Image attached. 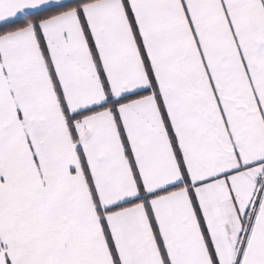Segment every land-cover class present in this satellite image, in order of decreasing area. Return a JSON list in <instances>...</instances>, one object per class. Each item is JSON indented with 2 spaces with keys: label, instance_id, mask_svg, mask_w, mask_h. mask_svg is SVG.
I'll return each instance as SVG.
<instances>
[{
  "label": "snow or ice",
  "instance_id": "1",
  "mask_svg": "<svg viewBox=\"0 0 264 264\" xmlns=\"http://www.w3.org/2000/svg\"><path fill=\"white\" fill-rule=\"evenodd\" d=\"M0 264H264V0H0Z\"/></svg>",
  "mask_w": 264,
  "mask_h": 264
}]
</instances>
